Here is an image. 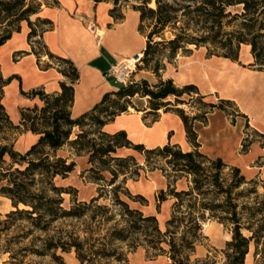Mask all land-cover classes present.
I'll use <instances>...</instances> for the list:
<instances>
[{
  "label": "trees",
  "instance_id": "1",
  "mask_svg": "<svg viewBox=\"0 0 264 264\" xmlns=\"http://www.w3.org/2000/svg\"><path fill=\"white\" fill-rule=\"evenodd\" d=\"M151 1L142 0L133 9L139 14L138 31L145 38V47L141 52L142 65L148 64L158 46L168 49V61L180 50L191 53L190 46L206 47L208 56L237 61L241 45H248L254 60L252 65L264 72V0H153L155 7L150 8L148 4ZM34 2L0 0V46L14 33L21 31L22 22H27V41L31 51L14 54H34L39 68L43 70L49 68L51 63L41 67V54L58 65H67V70L58 67V71L69 83L61 81L59 93H46L42 87L28 92L20 90L22 95L38 98L42 102L41 106L34 105L20 111V126L37 136V140L21 153L5 136L6 130L20 126L12 124L2 103L3 87L13 79L20 81V78L17 75L4 78L0 71V196L8 199L12 206V210L4 215L0 213V257L7 255L8 264H27L25 259L28 256H49L63 264L58 252L73 251L79 264H130L121 244L125 243L129 251H135L143 242L145 246L166 255L170 264H245L250 243L264 245V194L258 193L256 181L248 180L240 168L226 164L222 158H210L201 152L193 127L195 121L206 122L208 114L214 109L226 111L227 105H234L233 101L218 99L215 104L207 103L205 95L193 83L177 85L172 78H159L157 83L151 85L141 79L120 85L117 90L105 94L91 111L73 118L70 108L78 71L72 61L55 56L46 49L41 37L52 22L37 17V22L46 26L45 30L37 32L30 21V17L39 12V4ZM235 7H239V11L231 10ZM113 10H110V14L121 19L122 14L115 16ZM147 21H150L151 29L144 34L142 28ZM167 28L173 34L169 39L163 37ZM155 38L160 40L155 41ZM34 41L42 44V52L34 49ZM142 65L138 69H144ZM163 68L164 65L156 63L151 71L158 76ZM184 95L189 96V100L197 97L204 111L191 116L185 114L178 107L189 102L182 99ZM136 96L147 100L148 111L144 120L149 118V123L158 119L160 111L175 112L184 125L187 140L193 149L183 151L178 145L170 143L147 148L142 143L132 142L123 130L113 133L104 131L107 123L128 112V108L139 111L133 101ZM170 97H174L175 104L168 100ZM74 127L78 128V132L71 137ZM65 145L76 153L85 152L88 155L90 167L87 172L92 173L89 179L94 182L106 181L102 173L111 175L107 185L122 206V227L117 223L108 228L103 236L95 237L87 229H82L84 234L81 235L77 229L54 226L66 220L83 219L90 205L94 206L102 198L103 187H99V194L89 203L72 200L70 207H64L63 196L77 191L71 186L63 187L55 183L56 178H67L76 166L72 159L58 155ZM123 149L144 155L148 165L152 164L153 157L159 156L171 167L173 175L165 173L166 189H160L156 196L157 209L162 202L173 199V212L165 222L164 231L159 227L155 215L145 216L119 199L121 184L125 183L127 174L138 175L141 169L133 156L118 155V151ZM242 150L245 151L246 146L243 145ZM154 168H157L155 164L151 169ZM224 169H229L227 177L223 176ZM120 176L123 179L117 183ZM184 176L191 177V184L186 189L177 190L176 184ZM244 185L249 186L241 189ZM125 191L123 194L131 200L146 203L143 196H133L128 190ZM96 208L104 211L100 214L105 216L103 221L111 220V216L106 217L109 213L106 206L97 205ZM206 213L208 218L229 227L232 236L223 250L222 261L218 262L208 255L190 262L189 253L194 251L196 241L202 237V222ZM94 217L95 214L90 219ZM140 233L144 235L143 241L138 237ZM162 244L168 247V251Z\"/></svg>",
  "mask_w": 264,
  "mask_h": 264
},
{
  "label": "rangeland",
  "instance_id": "2",
  "mask_svg": "<svg viewBox=\"0 0 264 264\" xmlns=\"http://www.w3.org/2000/svg\"><path fill=\"white\" fill-rule=\"evenodd\" d=\"M34 1V3L39 4V12L37 15L31 16L30 21L34 24L33 26L37 30V32L40 33L42 30L46 29V26L39 24L36 18H46L42 11L45 8L56 6L57 0ZM141 1L142 0H108L106 1V3H109V7H111V9H114L113 15L117 16L128 11H133V9L137 5H139ZM148 7H155L153 0L148 4ZM239 9V7H235L231 10L239 11ZM23 28H26V30L29 31V26L25 21L21 23V29ZM150 29V21L145 22L142 28L144 34L149 32ZM163 37H165L166 39L173 37V34L169 28L164 31ZM159 40L160 38H155V41ZM242 46L243 45H241L239 50L238 60L235 62H237L239 66L245 69L262 72L259 71L256 66L252 65L254 62L253 58L252 61L248 62V57H252L250 53V47H248V49L246 50V48H243ZM33 47L37 51L42 52V44L35 43L34 41ZM189 48L192 49L191 53H183V51L180 50L173 59H170V61H168V49L164 46H158L148 64L146 65L143 63V65L141 66L146 71H148L152 77V80H150L149 83L151 85L155 84L159 81V78H162L164 80L167 79L164 78L166 67L172 66L174 70H177V57L190 56L194 52V50L197 49L194 46H190ZM202 48L205 50V58L217 57L208 56L206 47ZM8 49V45L0 49V71L2 73V76L7 77L15 72L22 78L20 80L22 81V86H27L30 82V79L26 77L27 72H25V68L29 66L28 61H24L20 64L15 63L19 59V57H21V55L13 54L11 58L8 55ZM39 58L41 67H44L46 64L51 63V66L56 67L57 69L58 67L65 70L68 69V66L65 64L58 65L59 63H56L53 60L50 61L48 60V58H45V60H43L41 57ZM156 63H158L159 65H164V68L159 71V77L151 71V68L154 67ZM138 70L140 69H137V71ZM219 85H222V83H220ZM229 92L232 95L241 97L245 105L250 108L248 109L249 112L247 114L249 115V118H244L240 114L239 107L235 102H233L234 105H227L226 111L220 110L224 112L231 124H235L237 120H239L242 123V129L240 131L239 126L237 125L232 132L230 131L225 135L224 133H221L220 137L217 139L218 143H215V140H213L211 143H209L206 150L211 156L222 158L226 164H232L231 166H237L238 168H240L241 172L248 180L253 179L256 181L255 186L258 193L264 194V173H262L261 170V168L264 166V75L255 74L254 76H246L240 78L236 82L235 86L229 88ZM18 96L28 98L22 95L19 91H17L16 93H12L11 90L8 89V87H3L2 103L4 104L9 119L14 126H20L21 109L32 107L34 105L41 106L42 104V102H40L38 98H28L30 100V103L27 106H20ZM182 99H185V101L187 102L189 100V96L184 95ZM168 100L175 104L174 97H170L168 98ZM133 101L138 106L141 105L139 96H136ZM178 107L182 108L185 114L190 116L195 113H201L204 111L202 105L197 101V97L195 96H193V99L189 100L188 103L179 105ZM128 111L135 110L133 107H130L128 108ZM201 123L204 124L205 122ZM77 132L78 128L74 127L72 130L73 135L71 137H74V134H76ZM5 136L9 139V143L13 144V147L16 151L24 153L31 146V144H33V137L36 135L20 126L17 129L14 128L6 130ZM204 137L208 138L207 134H205ZM239 143L240 145H238ZM243 145L246 146L245 151L242 150ZM58 155L73 159L76 164L74 171L69 174L67 178L55 179V183L58 186H71L77 189L76 192H71L70 194H65L63 196L64 207H70L72 205V200L86 201L87 203H89L92 198L96 197L99 194V187H103V189L101 191L102 198L95 202L93 204L94 206L90 205V207L87 209L86 216L83 219L66 220L63 222H58L54 226H61L69 230L77 229L78 231H80L81 235L84 234L81 232L82 229H87V231L93 233L95 237L103 236L108 228L117 223L119 224V227H122L124 225L123 221L121 220L122 206L118 204L114 197V194L112 193L111 187L107 185V181L111 178V175L108 172L102 173L103 177L105 178L104 180L106 181L94 182L92 179H89L92 173L87 172V169H89L90 167V165L88 164V155L85 152L76 153L68 145H65L62 149H60L58 151ZM118 155L133 156L136 162H138L141 167L138 175L130 173L127 174L128 176L125 183L121 184L122 186L118 195L119 199L125 201L130 208L140 210L145 216L155 215L158 220L159 227L162 231H164L166 229L165 222L169 219L171 213L173 212V199H167L166 201L162 202L159 209H157L156 196L158 194V191L160 190L158 189L159 186L164 184L163 189H166L167 178L165 173L169 174L170 176L171 174L173 175L171 167L168 166L165 163V160L161 159L159 156L153 157V162H151L152 164L148 165L145 163L144 155L131 149L120 150L118 151ZM5 159L7 162H9L8 157H5ZM154 164L157 168L151 169ZM228 173L229 169L223 170L224 177H227ZM122 179L123 176H120L117 180V183H120ZM190 184L191 177L184 176L180 180H178L176 184L177 190L186 189ZM248 186L244 185L243 187H241V189L247 188ZM125 190H128L133 196H143L146 199V203L142 201L131 200L128 196L123 194L124 192H126ZM97 205L106 206V208L109 209V213H107L106 217L111 216V220L103 221L105 216H101L100 214H103L104 211L97 209ZM10 210H12L11 202L8 201V199L0 196V213L4 215ZM93 214H95V217L91 220L90 216L92 217ZM244 233L246 235L248 234L246 231H244ZM177 236H179V232L177 233ZM231 236L232 234L229 227L219 223L216 220L208 218V213H206L205 219L202 222V237L198 241H196L194 251L189 253L190 262H193L196 259L205 258L208 255L210 257L216 258L218 262L222 261L223 250L225 249L227 241L231 239ZM138 237L140 238V241L144 240V235L142 233L138 234ZM140 243L142 244L138 246L135 251H129V249L125 246V243L121 244L124 252L127 254V259L130 264H170V260L166 255H162L160 251L153 249L150 246H145L143 242ZM162 247L166 251H168V247L166 245L162 244ZM58 255L62 257L63 264H79L73 251L69 253L58 252ZM6 261L7 255H3L0 257V264H8L6 263ZM25 261L27 264H60V262L53 261L49 256H28L26 257ZM255 263L264 264V245H257L251 242L249 245L248 254L245 257V264Z\"/></svg>",
  "mask_w": 264,
  "mask_h": 264
},
{
  "label": "crops",
  "instance_id": "3",
  "mask_svg": "<svg viewBox=\"0 0 264 264\" xmlns=\"http://www.w3.org/2000/svg\"><path fill=\"white\" fill-rule=\"evenodd\" d=\"M109 6V3H96L94 0H57L56 6L42 11L46 19L52 22V26L44 31L41 37L46 49L55 56L72 61L78 71V79L73 83L74 98L70 108L73 118L91 111L105 94L117 90L120 85L107 77L106 72L110 67L142 52L145 47V38L138 31V12L128 11L122 14L121 19H116L110 14ZM27 33L26 28L14 33L0 49L8 45V55L11 58L18 51L30 52ZM242 47L247 50L249 46ZM204 52L205 50L200 47L190 56H178L177 70L172 66L166 67L164 78H172L177 85L195 84L199 92L205 95L204 100L207 103L215 104L218 99L231 100L239 107L240 114L249 118L247 114L250 108L241 97L232 95L229 88L235 86L240 78L255 74L264 75V72L245 69L237 62L222 57L205 58ZM40 57L43 60L47 58L44 54ZM24 61H28L29 64L25 72L30 82L27 86H22V81L13 79L6 86L12 93L20 90L28 92L38 87H42L46 93H59L60 82H68L56 67L40 69L34 54L23 55L15 63L20 64ZM249 61H252V57H248ZM10 75H17L20 80L22 79L15 72ZM133 77L135 81L152 80L146 70L136 71ZM220 83L222 85H219ZM139 100L141 105L135 104L139 111H128L116 116L114 121L104 126V131L113 133L123 130L132 142L142 143L147 148L170 143L178 145L184 151L193 149L187 140L184 125L175 112L160 111L158 119L149 123V118L144 120L148 111L147 100L146 98ZM18 101L20 106H27L30 103V100L23 96H18ZM237 125L241 131L242 123L237 120L235 124H231L220 110L209 113L204 124L195 121L193 127L197 133L199 150L210 158H217L207 152L209 143L213 140L218 143L217 139L221 133L225 135L232 132ZM205 134L208 138L204 137ZM33 138L32 143L37 137ZM261 170L264 173V166ZM163 188L164 184L158 189Z\"/></svg>",
  "mask_w": 264,
  "mask_h": 264
},
{
  "label": "built area",
  "instance_id": "4",
  "mask_svg": "<svg viewBox=\"0 0 264 264\" xmlns=\"http://www.w3.org/2000/svg\"><path fill=\"white\" fill-rule=\"evenodd\" d=\"M142 65V53H136L128 59L110 67L106 76L119 85H126L134 80L133 74Z\"/></svg>",
  "mask_w": 264,
  "mask_h": 264
},
{
  "label": "bare ground",
  "instance_id": "5",
  "mask_svg": "<svg viewBox=\"0 0 264 264\" xmlns=\"http://www.w3.org/2000/svg\"><path fill=\"white\" fill-rule=\"evenodd\" d=\"M153 4V3H152ZM9 201V200H8Z\"/></svg>",
  "mask_w": 264,
  "mask_h": 264
}]
</instances>
